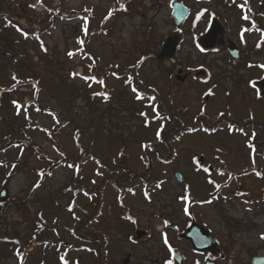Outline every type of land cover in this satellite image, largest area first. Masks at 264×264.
I'll return each instance as SVG.
<instances>
[{
	"label": "rangeland",
	"instance_id": "obj_1",
	"mask_svg": "<svg viewBox=\"0 0 264 264\" xmlns=\"http://www.w3.org/2000/svg\"><path fill=\"white\" fill-rule=\"evenodd\" d=\"M43 1L45 10L36 9V0H0V25H7L0 36V83L5 87L0 92V144L15 139L10 147L0 148V171L7 173L0 176V190L9 191L3 213L0 210V264H64V258L67 264L78 260L101 264L96 250L78 249L81 240L69 233L81 232L75 220H84L96 210V191L102 190L96 186L103 180L105 167L116 168L131 155L140 158L153 153L154 143L161 142L160 125L166 134L174 133L181 123L193 124L197 114L206 124L222 121L214 126L217 132L200 129L177 135L175 159L162 167L184 172L192 157L204 154L229 161L232 170L245 168L246 161L264 151V98H258L247 81L260 76V71L234 67L224 48L202 49L197 40L205 24L195 27L190 19L177 28L170 6L173 0H126L129 8L123 14L116 13L119 0ZM181 1L193 13L205 5L207 22L217 10L230 32L238 26L236 13L219 7L217 0ZM24 20L42 30L40 39L26 35L19 23ZM178 32L181 61L174 66L158 60L160 43ZM139 60L140 69L136 67ZM249 60L262 62L264 69V54ZM180 68L182 75L193 76L202 68L207 72L199 79L180 80ZM14 73L26 85L16 89ZM124 78L147 97L137 99V91L130 82L125 85L128 79ZM155 91L159 106L168 112L159 121L152 103ZM207 91L212 95L206 101ZM29 118L27 133L42 156L18 140ZM126 163L142 168L139 161ZM174 178L172 187L155 198L154 208L144 204L142 197L127 199L136 208L140 225L154 224L158 235L163 227L160 219L167 218L171 208L180 211L175 197L181 189ZM103 185L109 195L103 212L111 216L107 207L117 191L113 183ZM91 190L93 200L88 197ZM169 200L175 201L171 208ZM101 208L100 203L97 210ZM154 211L162 218L154 220ZM253 225L256 228L244 235L243 244L260 243L264 218L253 220ZM220 227L226 238L227 226L222 222ZM95 228V233L104 231L110 238L106 263L123 264L129 252L133 264H153L150 260L158 257L150 250L159 240L136 249L122 238L120 226L112 219L108 228L105 224ZM233 255L241 264L250 260L245 252Z\"/></svg>",
	"mask_w": 264,
	"mask_h": 264
},
{
	"label": "flooded vegetation",
	"instance_id": "obj_2",
	"mask_svg": "<svg viewBox=\"0 0 264 264\" xmlns=\"http://www.w3.org/2000/svg\"><path fill=\"white\" fill-rule=\"evenodd\" d=\"M198 1L205 3L209 0ZM216 2L220 3L219 7L234 11L238 17L236 20L238 26L234 29L235 31L231 30L233 32L231 33L217 10L211 15L212 19L217 17L221 20L226 28L224 42H219L222 44L219 50L221 48L228 50L229 39L236 41L242 57L241 60L229 57L232 65L246 70H252L255 67L260 71V76L253 79L250 77L248 80L264 79V73H262L264 69L261 70L260 67L262 62L254 63L249 60L253 56L264 54V0H217ZM205 7L202 5L198 10L203 17L200 25L205 24L204 30L207 27ZM177 78H179L178 75ZM253 92L258 96L256 89H253ZM258 98L264 97L258 96ZM202 123L204 127L199 126L201 129H205L206 126L211 130L215 128L214 126H218L220 121L206 124L203 120ZM196 126L194 123L182 124L177 131ZM262 130L264 131V126ZM173 134H167L165 139L158 142V146L154 143L153 153L142 154L140 158L131 155L128 156L129 159L122 158L124 162H120L116 168L113 166L112 169H104L103 180L98 186L103 191L98 188L95 201L96 206L101 203V213L96 207V210L89 213L84 220H75L79 223L76 229L81 231L76 234L90 243L89 252L96 250L98 255L101 253L100 263L109 264L106 263L110 254L109 235L104 231L95 233V226L105 224L108 228L109 221L112 219L113 224L120 226L122 238L136 249L152 240H159L158 246H152L150 250L158 255L150 260L153 264H241L235 261L234 252L235 255L246 253L250 260L245 264H255L258 257L264 258V234L263 237L260 236L259 244L242 243L244 235L256 228L253 227V220L258 221L264 218V151L246 161L245 168L232 170L229 167V161L221 160L218 156L208 158L200 154L190 159L188 170L172 171L163 167L170 165L175 159L176 148L174 150ZM261 144L264 146V140ZM128 161H139L142 168L134 169V165L129 167L126 163ZM109 165L110 163H107V166ZM173 178L176 180L177 187L181 189V193L175 197L176 203L181 205L178 207L180 211H174L170 207L174 200L168 201V207L171 208L170 214L167 218L160 219L163 221V227L161 234L158 235L154 232L155 228L158 229L154 224L153 227L140 225L139 217L135 212L136 208L134 209L127 199L142 197L144 204L151 208L154 205V208L157 202L155 198L172 187ZM104 183H113L117 191L113 204L110 203L107 207L111 210L109 214L111 216H105V211L103 212L105 200L109 198L108 189L105 188ZM139 191L141 195L143 194L142 196H139ZM88 192V197L93 200V191ZM112 210L115 212L113 216ZM97 214L101 217H95ZM153 216L154 220L162 218V214L156 211ZM222 222L227 226L226 238L222 237L220 227ZM233 234L235 236H232ZM131 255L129 252L122 263L133 264Z\"/></svg>",
	"mask_w": 264,
	"mask_h": 264
},
{
	"label": "water",
	"instance_id": "obj_3",
	"mask_svg": "<svg viewBox=\"0 0 264 264\" xmlns=\"http://www.w3.org/2000/svg\"><path fill=\"white\" fill-rule=\"evenodd\" d=\"M173 7L175 9L174 11V20L176 25H182L183 21H185L189 11L186 9V7L180 3V2H174ZM224 35V27L222 23L218 19H213L210 27L208 30L199 38V43L201 46H203L206 49H212L217 46L218 41L220 43L223 40ZM180 36L174 35L170 36L163 44L162 50L160 53H158L159 59H166L172 60L173 62L179 61V45H180ZM233 57L239 59L241 58L240 49L237 45V43L230 41L229 43V50ZM201 73H205L203 70ZM253 85L258 88L259 94L264 95V79L261 81H255ZM210 97V94H207L205 96V99L208 100ZM180 176V175H179ZM178 176V177H179ZM9 191L7 188H3L0 191V201H5L9 198ZM255 264H264V258H258L257 261H255Z\"/></svg>",
	"mask_w": 264,
	"mask_h": 264
},
{
	"label": "trees",
	"instance_id": "obj_4",
	"mask_svg": "<svg viewBox=\"0 0 264 264\" xmlns=\"http://www.w3.org/2000/svg\"><path fill=\"white\" fill-rule=\"evenodd\" d=\"M10 26V25H9ZM12 26H10V28H11ZM5 28H7V25L6 24H3V25H0V36L2 35V36H4L5 35V33H6V31L4 30ZM25 31H26V33H27V36H33V34H35V33H37V31L36 30H32V29H25ZM6 38V37H5ZM7 39V38H6ZM27 61V63H28V59L26 60ZM27 63H25V64H27ZM28 65H29V63H28ZM30 66V65H29ZM22 67H25V66H22ZM31 67V66H30ZM12 77H14V80H13V82H12V84L15 86V88L16 89H18V87L19 86H21V85H23V83L22 82H18V81H20L19 79H17L16 78V74L14 73V74H12L11 75ZM15 81V82H14ZM2 86V87H1ZM5 87L3 86V84H1L0 83V92H2V90L4 89ZM5 92L6 91H4L3 93L5 94ZM2 94V93H1ZM3 98V95H1L0 96V99H2ZM7 98H8V100H12L11 98H9L8 97V95H7ZM9 102V101H8ZM7 102V103H8ZM1 107V106H0ZM195 116H197V114L195 115ZM29 121H31V119L29 118L28 119V123H27V126H24L25 128L24 129H22V128H20V130H21V132L20 133H22V137L20 138V139H18L20 142H23L27 147H29V149L30 150H32V151H34L35 153H37L38 155H40V156H42L43 154L41 153V150H39V148H37V146H36V144L35 143H33L34 142V140L32 139V136L29 134V133H27V130L30 128L29 127ZM160 135L164 138V135H166V133H165V131H162L161 133H160ZM8 137V136H7ZM14 140L15 139H12V137H10L9 138V140H6V144H4L3 145V143H1L0 144V148L1 149H3V148H5V147H7L8 145L10 146L11 144H9V143H12V142H14ZM5 172V170H2V171H0V176H2L3 175V173ZM5 174V176H6V172L4 173ZM5 204L4 203H0V210H1V212L3 213V206H4ZM15 251V248L13 247V252Z\"/></svg>",
	"mask_w": 264,
	"mask_h": 264
}]
</instances>
